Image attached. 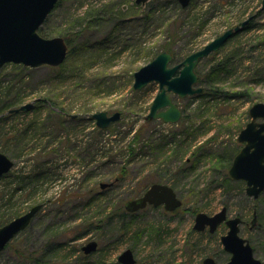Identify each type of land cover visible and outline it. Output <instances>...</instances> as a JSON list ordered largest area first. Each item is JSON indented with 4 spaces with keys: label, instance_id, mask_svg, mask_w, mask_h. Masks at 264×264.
I'll return each mask as SVG.
<instances>
[{
    "label": "rangeland",
    "instance_id": "obj_1",
    "mask_svg": "<svg viewBox=\"0 0 264 264\" xmlns=\"http://www.w3.org/2000/svg\"><path fill=\"white\" fill-rule=\"evenodd\" d=\"M249 18L251 29L199 62L202 94H171L183 111L178 123L145 120L159 84L135 90L137 71L164 51L178 64ZM43 30L70 41L61 66L0 68V152L15 162L0 177V226L42 205L0 264H122L127 249L137 264H203L207 257L228 264L221 241L228 227L194 230L199 213L223 207L229 218H242L240 235L264 263V192L254 199L228 173L250 108L264 103L262 0H192L185 9L173 0H60ZM27 104L30 110L10 112ZM99 112L122 117L99 129ZM164 142V151H150ZM154 174L183 206L127 212ZM93 241L98 248L86 255L82 248Z\"/></svg>",
    "mask_w": 264,
    "mask_h": 264
},
{
    "label": "water",
    "instance_id": "obj_2",
    "mask_svg": "<svg viewBox=\"0 0 264 264\" xmlns=\"http://www.w3.org/2000/svg\"><path fill=\"white\" fill-rule=\"evenodd\" d=\"M59 0H0V68L14 63L26 67L39 68L43 66H61L67 56L69 45L65 38H46L40 34V28L45 24ZM177 1L183 9L192 0ZM137 5H145L149 0H135ZM264 9V0H262ZM252 18L241 25L228 29L212 40L203 49L189 55L184 61L172 66L173 56L164 51L158 54L149 64L135 73L134 89L142 90L151 83L159 84V91L151 105L146 121L162 120L167 124L178 123L182 116L181 108L175 104L171 94L179 98L202 94L203 88L198 86L199 77L196 68L201 60L219 51L233 36L244 31ZM27 104L11 113H19L32 108ZM251 121L240 132L238 141L244 143L242 149L234 157L229 169L232 180L246 182L247 195L258 199L264 192V103H257L249 111ZM122 114L115 112H99L93 115L97 127L107 129L121 120ZM15 162L6 154L0 152V177L9 173ZM112 183H102L105 189ZM148 206L161 207L168 212H174L183 206L175 189L168 184H153L140 198L126 203V210L135 213ZM42 205H36L26 214L15 218L11 222L0 226V253L9 243L33 221ZM256 223L254 215L253 225ZM225 224L228 233L221 241L226 252L231 257L228 264H264L254 254L251 243L240 235L243 220L241 217L229 218L227 207L213 216L199 213L195 218L194 230L204 232L207 229L215 233L219 226ZM98 248L93 241L85 245L82 250L86 255L94 253ZM122 264H137L131 249H127L119 256ZM203 264H217L212 257L204 259Z\"/></svg>",
    "mask_w": 264,
    "mask_h": 264
},
{
    "label": "trees",
    "instance_id": "obj_3",
    "mask_svg": "<svg viewBox=\"0 0 264 264\" xmlns=\"http://www.w3.org/2000/svg\"><path fill=\"white\" fill-rule=\"evenodd\" d=\"M60 1V0H59ZM59 1H58V3H59ZM58 3H57V5H58ZM56 5V6H57ZM47 21V20H46ZM252 28V25L251 24H248L247 25V27H246V29L248 30V29H251ZM40 34L43 36V37H46V33H44V30H43V26L40 28ZM46 38H48V37H46ZM65 38V37H64ZM65 40L68 42V44L70 43V41L69 40H67L66 38H65ZM173 58H174V60H173V64H174V62H175V56L173 55ZM176 65V64H175ZM227 66V65H226ZM226 66H224V67H218L217 69L218 70H220V72L222 71H225L226 69H228V68H226ZM216 69V70H217ZM216 70H212V71H215L216 72ZM199 82H202V79L199 77ZM4 93H2V94H0V97L3 95ZM207 94V93H206ZM210 94H211V92H210ZM217 94V91H213V95H216ZM236 97V96H235ZM2 104H3V102H2ZM142 129H140V130H137L136 132H135V135H134V137H133V139H132V143L130 144V146H129V151L131 152V155H136V147H133L132 145H138L139 144V142L141 141V137H142ZM149 149H150V151H153V152H161V151H164V149H166V144H165V142L163 143V145H155V147L154 146H151V147H149ZM161 180V179H160ZM159 180V178H158V176H156L155 174L154 175H151L150 176V178H149V180H145V182H144V184H142L140 187H139V193L140 194H143V193H145L147 190H148V188L149 187H151L153 184H156V183H160L161 181ZM162 184V183H161ZM177 211V210H176ZM10 246V243L8 244V246L7 247H9ZM6 247V248H7Z\"/></svg>",
    "mask_w": 264,
    "mask_h": 264
},
{
    "label": "flooded vegetation",
    "instance_id": "obj_4",
    "mask_svg": "<svg viewBox=\"0 0 264 264\" xmlns=\"http://www.w3.org/2000/svg\"><path fill=\"white\" fill-rule=\"evenodd\" d=\"M173 56V55H172ZM173 60H174V58H173ZM181 63V62H180ZM172 64H173V62H172ZM179 64V63H178ZM172 66H174V65H172ZM172 97V96H171ZM182 110V109H181ZM182 113H183V111H182ZM183 117V116H182ZM182 119V118H181ZM158 120H160V119H158ZM155 121V120H154ZM162 121V120H161ZM148 122H153V121H148ZM163 122V121H162ZM164 123V122H163ZM144 194V193H143ZM143 194L141 195V196H143ZM141 196H139L138 198H140ZM137 199V198H136ZM134 200V199H133ZM161 207H163V206H161ZM159 208V207H158ZM164 208V207H163ZM165 210V209H164ZM127 211V210H126ZM166 211V210H165ZM128 212V211H127ZM168 212V211H167Z\"/></svg>",
    "mask_w": 264,
    "mask_h": 264
}]
</instances>
